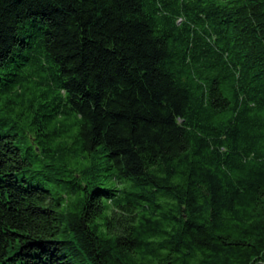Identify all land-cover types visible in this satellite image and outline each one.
<instances>
[{
    "label": "trees",
    "instance_id": "obj_1",
    "mask_svg": "<svg viewBox=\"0 0 264 264\" xmlns=\"http://www.w3.org/2000/svg\"><path fill=\"white\" fill-rule=\"evenodd\" d=\"M264 263V0H0V264Z\"/></svg>",
    "mask_w": 264,
    "mask_h": 264
},
{
    "label": "water",
    "instance_id": "obj_2",
    "mask_svg": "<svg viewBox=\"0 0 264 264\" xmlns=\"http://www.w3.org/2000/svg\"><path fill=\"white\" fill-rule=\"evenodd\" d=\"M258 264H264V263H258Z\"/></svg>",
    "mask_w": 264,
    "mask_h": 264
}]
</instances>
